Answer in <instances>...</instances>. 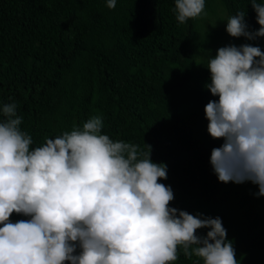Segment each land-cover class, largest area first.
I'll return each mask as SVG.
<instances>
[{
  "label": "trees",
  "instance_id": "trees-1",
  "mask_svg": "<svg viewBox=\"0 0 264 264\" xmlns=\"http://www.w3.org/2000/svg\"><path fill=\"white\" fill-rule=\"evenodd\" d=\"M173 8L174 0H116L112 9L106 0H0V108L16 103L33 148L101 115L102 134L151 145V160L166 164L171 207L220 217L240 264H264V196L249 181L218 180L210 155L223 141L209 135L204 113L218 100L206 87L209 55L229 44L264 51V37L205 38L210 16L244 11L255 31L256 13L250 0H205V15L180 24ZM178 251L173 264H202Z\"/></svg>",
  "mask_w": 264,
  "mask_h": 264
},
{
  "label": "clouds",
  "instance_id": "clouds-1",
  "mask_svg": "<svg viewBox=\"0 0 264 264\" xmlns=\"http://www.w3.org/2000/svg\"><path fill=\"white\" fill-rule=\"evenodd\" d=\"M250 3L260 27L249 31L239 11L227 18L231 37H264V3ZM204 9L205 0H174L172 11L184 24ZM206 68V87L218 96L204 106L207 131L223 141L211 150L213 171L264 196V51L229 44ZM0 112V264H173L179 249L202 264H240L220 217L170 206L174 193L160 182L167 166L151 160V145L114 141L94 115L33 148L16 103ZM14 213L27 219L13 222Z\"/></svg>",
  "mask_w": 264,
  "mask_h": 264
},
{
  "label": "rangeland",
  "instance_id": "rangeland-1",
  "mask_svg": "<svg viewBox=\"0 0 264 264\" xmlns=\"http://www.w3.org/2000/svg\"><path fill=\"white\" fill-rule=\"evenodd\" d=\"M222 9V8H221ZM208 11L204 12L207 13ZM211 18V22L210 25H208L206 28L207 30L203 31V35L205 38H214V37H218L217 40L220 41L221 39L225 38V37H229V34L226 32L225 28H226V23H227V18L225 17V14L222 12H219L218 15L217 14H213L212 16H210ZM204 23V22H203ZM250 211L254 210L252 208H249Z\"/></svg>",
  "mask_w": 264,
  "mask_h": 264
}]
</instances>
